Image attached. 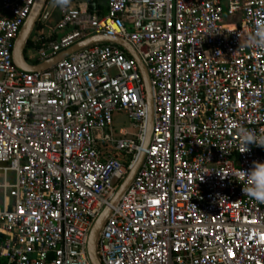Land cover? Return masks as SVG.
<instances>
[{
    "label": "built area",
    "instance_id": "1",
    "mask_svg": "<svg viewBox=\"0 0 264 264\" xmlns=\"http://www.w3.org/2000/svg\"><path fill=\"white\" fill-rule=\"evenodd\" d=\"M35 0H0V264H91L90 229L141 150L144 84L133 57L95 43L28 72L14 39ZM68 0L27 57L90 35L124 40L146 68L153 124L142 164L95 243L101 264H264V202L245 196L264 147V50L247 44L264 0ZM123 112L136 128H116ZM3 163V164H2Z\"/></svg>",
    "mask_w": 264,
    "mask_h": 264
},
{
    "label": "water",
    "instance_id": "2",
    "mask_svg": "<svg viewBox=\"0 0 264 264\" xmlns=\"http://www.w3.org/2000/svg\"><path fill=\"white\" fill-rule=\"evenodd\" d=\"M105 2L106 0H103L102 4H105ZM53 6H54V3L49 0H35L34 1L27 18L22 24L13 42L11 54H12L13 63L17 68L24 70V71H28V72L45 71V70L50 69L57 61L67 57L69 54L74 53L80 49L86 48L95 43L111 42V43L118 45L122 49H124L127 52V54H129L131 57L135 59L138 65L139 71L141 73V77H142V81H143L144 89H145L146 105H147V120H146L145 134H144V139L142 142L141 150L136 158V161L134 162L132 167L127 172L125 178L119 184L114 195L111 197L108 204L104 206V208L102 209V211L100 212L96 220L94 221L90 229L89 235H88L87 253H88L90 262L91 264H101L98 261L96 254H95L96 237L107 215L111 211V206H113L117 202L120 195L130 185L133 177L135 176L140 165L142 164L145 149L150 140L152 124H153L152 89H151V85L149 82V77H148L146 68L142 64L135 49L130 44H128L122 39L115 38V37H109L106 35H98V34L90 35L88 37H85L77 41L76 43L72 44L66 49H63L62 51L56 53L55 55L46 59L45 61L34 63V64L28 62L26 60L24 51L28 44L32 30L38 21L44 22L46 20Z\"/></svg>",
    "mask_w": 264,
    "mask_h": 264
},
{
    "label": "clouds",
    "instance_id": "3",
    "mask_svg": "<svg viewBox=\"0 0 264 264\" xmlns=\"http://www.w3.org/2000/svg\"><path fill=\"white\" fill-rule=\"evenodd\" d=\"M61 4H67L68 0H60ZM247 44L251 47L264 50V24H257L254 34L250 35ZM242 150L240 153L250 151L249 145L255 144L258 147H264V136H256L253 132L241 130ZM237 180L240 182L246 177L242 191L245 196L255 199L258 202H264V162L258 160L252 162L250 170H242L237 174Z\"/></svg>",
    "mask_w": 264,
    "mask_h": 264
},
{
    "label": "rangeland",
    "instance_id": "4",
    "mask_svg": "<svg viewBox=\"0 0 264 264\" xmlns=\"http://www.w3.org/2000/svg\"><path fill=\"white\" fill-rule=\"evenodd\" d=\"M59 16H60V8H59V5L57 4L53 6L50 13L48 14L45 20L46 23H44L45 26L54 25L55 22L58 20ZM26 54H27V51H26ZM28 60L32 62L30 58H28ZM113 117H114L113 123L117 129L124 128L125 130L131 133H135L136 128L133 126V123L129 121L128 117L123 112H116L114 113Z\"/></svg>",
    "mask_w": 264,
    "mask_h": 264
},
{
    "label": "trees",
    "instance_id": "5",
    "mask_svg": "<svg viewBox=\"0 0 264 264\" xmlns=\"http://www.w3.org/2000/svg\"><path fill=\"white\" fill-rule=\"evenodd\" d=\"M49 1H52L54 3V5H57L58 3H60V0H49ZM38 26H41V24L38 23ZM29 44H30V40L28 41L27 46H29ZM30 63L34 64V63H37V61H32Z\"/></svg>",
    "mask_w": 264,
    "mask_h": 264
},
{
    "label": "flooded vegetation",
    "instance_id": "6",
    "mask_svg": "<svg viewBox=\"0 0 264 264\" xmlns=\"http://www.w3.org/2000/svg\"><path fill=\"white\" fill-rule=\"evenodd\" d=\"M38 22H39V21H38ZM38 22H37V23H38ZM37 23H36L35 27L37 26ZM35 27L33 28L31 35H32V34H33V32H34V30H35ZM26 51H28V47H27V46H26V48H25V51H24V53H25V55H26V58H28V57H27V54H26Z\"/></svg>",
    "mask_w": 264,
    "mask_h": 264
},
{
    "label": "crops",
    "instance_id": "7",
    "mask_svg": "<svg viewBox=\"0 0 264 264\" xmlns=\"http://www.w3.org/2000/svg\"><path fill=\"white\" fill-rule=\"evenodd\" d=\"M25 57H26V55H25ZM26 60L28 61V62H30L29 60H28V58H26ZM33 61V60H32Z\"/></svg>",
    "mask_w": 264,
    "mask_h": 264
}]
</instances>
